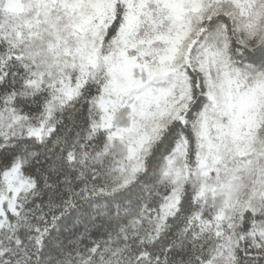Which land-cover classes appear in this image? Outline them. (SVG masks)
<instances>
[{
    "label": "snow or ice",
    "instance_id": "obj_1",
    "mask_svg": "<svg viewBox=\"0 0 264 264\" xmlns=\"http://www.w3.org/2000/svg\"><path fill=\"white\" fill-rule=\"evenodd\" d=\"M0 264H264V0H0Z\"/></svg>",
    "mask_w": 264,
    "mask_h": 264
}]
</instances>
